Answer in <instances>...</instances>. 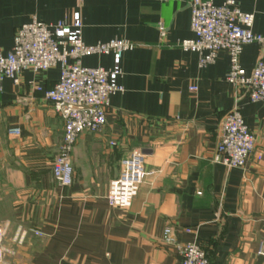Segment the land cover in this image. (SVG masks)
<instances>
[{
	"label": "crops",
	"instance_id": "1",
	"mask_svg": "<svg viewBox=\"0 0 264 264\" xmlns=\"http://www.w3.org/2000/svg\"><path fill=\"white\" fill-rule=\"evenodd\" d=\"M221 4L227 0H214ZM264 33V0H234ZM191 0H0V48L8 53L18 28L37 19L56 23L80 11L82 37L94 44L120 38L136 43L123 54L107 121L83 132L72 153L74 182L57 184L51 167L64 121L43 92L60 70H24L0 92V264H178V244L197 242L215 264H264V102L227 82V51L200 67L179 42L192 39ZM166 27L161 36L159 24ZM262 53L243 47L247 74ZM88 67L114 66L112 55L82 59ZM197 86L196 91L190 90ZM255 138L246 167L227 168L213 156L221 122L233 107ZM18 127L19 136L8 129ZM115 143V144H113ZM145 153L147 175L133 205L111 207L109 184L127 154ZM261 155V159H258ZM172 227L176 243L164 241ZM190 229L191 232H187Z\"/></svg>",
	"mask_w": 264,
	"mask_h": 264
},
{
	"label": "built area",
	"instance_id": "2",
	"mask_svg": "<svg viewBox=\"0 0 264 264\" xmlns=\"http://www.w3.org/2000/svg\"><path fill=\"white\" fill-rule=\"evenodd\" d=\"M190 7L194 37L180 41L179 47L196 53L200 67L214 63L221 51H227L230 62L227 82L245 89L251 102H264V33L254 32V14L243 12L234 0L221 4L214 0H191ZM82 29L80 11L74 12L70 21L45 23L32 19L18 28L8 53L0 48V92L6 79L19 84L24 70L42 72L53 67L60 70V79L52 88L37 87V91L43 92L64 121L62 142L51 167L54 181L61 186H71L74 182L72 153L79 135L103 130L112 95L124 91L118 83L122 56L136 47V43L120 38L87 44ZM159 30L164 37L163 23L159 24ZM254 43L261 46L262 53L252 72L247 74L241 65V55L245 45ZM94 55H112L114 66L106 69L82 64L84 57ZM197 89L190 87L192 91ZM8 134L19 136L21 129L10 128ZM255 147V138L236 105L222 119L213 161L227 168H244ZM145 158L141 149H134L124 157L119 176L109 184L106 195L109 206L128 209L133 205L145 177L156 173L145 170ZM257 158L261 159V155ZM3 238L0 229V260L4 255ZM163 238L167 243H176L172 227L165 228ZM177 249L181 257L178 264H215L197 242L178 244ZM259 254L264 256L263 243Z\"/></svg>",
	"mask_w": 264,
	"mask_h": 264
}]
</instances>
